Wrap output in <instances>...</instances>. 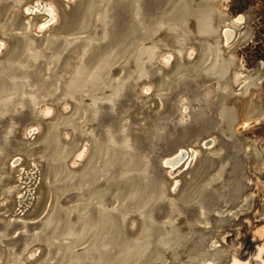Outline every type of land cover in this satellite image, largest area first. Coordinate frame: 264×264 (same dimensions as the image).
Listing matches in <instances>:
<instances>
[{
    "label": "rangeland",
    "instance_id": "1",
    "mask_svg": "<svg viewBox=\"0 0 264 264\" xmlns=\"http://www.w3.org/2000/svg\"><path fill=\"white\" fill-rule=\"evenodd\" d=\"M263 229L264 0H0V264H264Z\"/></svg>",
    "mask_w": 264,
    "mask_h": 264
},
{
    "label": "bare ground",
    "instance_id": "2",
    "mask_svg": "<svg viewBox=\"0 0 264 264\" xmlns=\"http://www.w3.org/2000/svg\"><path fill=\"white\" fill-rule=\"evenodd\" d=\"M242 20H243V17H242L241 15L235 19L236 22H242ZM225 40H226V42H228V40H229L228 36H225ZM166 59H169V58L167 57ZM208 144H209V141L204 142V145H205V146H207ZM183 152H186V150H185L184 148H180V149L178 150V152L176 153V156H175L174 158H172V159H170V158H165V159H164V163L167 164L168 166L172 167V165H170L168 162L172 160L173 163H175L176 161H178V159H179L181 156L184 155ZM259 232H260V231H259ZM260 236H262V237L264 238V229H263V231H262V233H261ZM263 249H264V246H263L262 248L259 249L258 256H260V254H261V252H262ZM239 263H240V262H239L237 259H234L233 264H239Z\"/></svg>",
    "mask_w": 264,
    "mask_h": 264
},
{
    "label": "water",
    "instance_id": "3",
    "mask_svg": "<svg viewBox=\"0 0 264 264\" xmlns=\"http://www.w3.org/2000/svg\"><path fill=\"white\" fill-rule=\"evenodd\" d=\"M181 147H182V146H180V147H177V148H176V150H175V152L173 153V155H174L175 153H177V152H178V150H179ZM173 155H172V156H173ZM167 158H168V157H167Z\"/></svg>",
    "mask_w": 264,
    "mask_h": 264
}]
</instances>
